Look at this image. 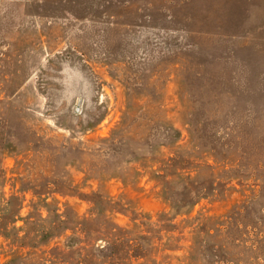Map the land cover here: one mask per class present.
Wrapping results in <instances>:
<instances>
[{
    "label": "rangeland",
    "instance_id": "374dc122",
    "mask_svg": "<svg viewBox=\"0 0 264 264\" xmlns=\"http://www.w3.org/2000/svg\"><path fill=\"white\" fill-rule=\"evenodd\" d=\"M0 264H264V0H0Z\"/></svg>",
    "mask_w": 264,
    "mask_h": 264
}]
</instances>
